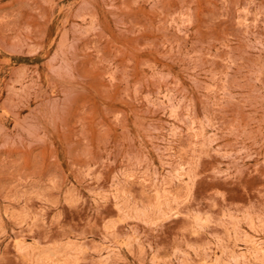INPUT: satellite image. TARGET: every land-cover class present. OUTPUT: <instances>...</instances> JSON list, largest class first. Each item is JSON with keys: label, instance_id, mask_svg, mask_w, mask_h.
I'll use <instances>...</instances> for the list:
<instances>
[{"label": "rangeland", "instance_id": "rangeland-1", "mask_svg": "<svg viewBox=\"0 0 264 264\" xmlns=\"http://www.w3.org/2000/svg\"><path fill=\"white\" fill-rule=\"evenodd\" d=\"M0 264H264V0H0Z\"/></svg>", "mask_w": 264, "mask_h": 264}]
</instances>
